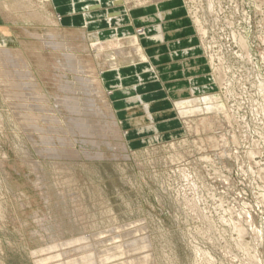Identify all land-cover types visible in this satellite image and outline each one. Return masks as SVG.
<instances>
[{
    "label": "rangeland",
    "instance_id": "rangeland-1",
    "mask_svg": "<svg viewBox=\"0 0 264 264\" xmlns=\"http://www.w3.org/2000/svg\"><path fill=\"white\" fill-rule=\"evenodd\" d=\"M180 1L183 9L174 0H122L128 12L144 10L140 17L165 4L172 16L186 10L178 20H189L183 39L192 43L176 37L173 45L197 41L207 69L200 87L210 90L195 96H218L231 119L217 112L219 124L205 132L178 115L152 121L157 134L129 123L145 106L158 115L173 103L168 92L157 102L145 96L143 81L155 79L160 61L141 39L149 42L145 29L157 21L138 26L143 38L134 33L146 61H120L133 65L124 75L136 87L120 106L103 78H114L105 53L127 48L128 36L96 41L93 30L63 26L81 13H70V0H0V264H100V250L136 244L106 264H264V0ZM154 84L150 99L163 95ZM213 113L188 121L198 127ZM98 240L107 241L101 249Z\"/></svg>",
    "mask_w": 264,
    "mask_h": 264
},
{
    "label": "bare ground",
    "instance_id": "bare-ground-1",
    "mask_svg": "<svg viewBox=\"0 0 264 264\" xmlns=\"http://www.w3.org/2000/svg\"><path fill=\"white\" fill-rule=\"evenodd\" d=\"M125 1V0H124ZM130 2V1H129ZM128 2V3H129ZM70 3H68V7H69V11L70 13L74 14V12L77 11V3L82 4V8H80L81 13L78 16H71L69 18H71V20H69V22H71V24L75 21H77L80 25H84V26H88L89 28L93 27V32H94V40L99 41L100 39H104L106 37H110V38H116V37H120V36H125V37H129L128 39H124L125 41L128 40V46L127 48L123 47L121 45V43L118 44V47H114L112 48L110 51L105 53V58L108 61L109 64V70H111L110 72L114 75V79H122L124 76L120 73V61L121 60H131L133 61V55H135L136 57H138V59L140 60V62H145L146 61V54L144 49L141 47V45H139L136 42V36L134 34H129L130 31L127 28H122L121 25L123 24V22L127 21V16L125 12H128L129 9H126L123 5L124 3L122 2V0H70ZM108 5L106 7V10H102V5ZM120 4V5H119ZM133 4V3H132ZM150 4V3H149ZM153 4V3H152ZM156 4V3H155ZM9 5V4H8ZM147 5V4H146ZM27 6V5H25ZM145 6V5H144ZM19 7V6H18ZM24 7V6H23ZM137 7V6H135ZM141 7V6H140ZM21 8V7H20ZM29 8V7H28ZM162 7H159L156 11L155 14L153 15H145L142 17H139V22L141 24H143V27H148L149 23L153 22V21H158V20H163L167 17L172 16V14L174 12L170 11V10H162ZM8 9V8H7ZM33 9V8H32ZM139 9V8H138ZM88 10H92L95 13H92L94 16V19L90 22L88 20V15L89 13L87 12ZM98 10V11H97ZM168 11V12H167ZM11 12V11H10ZM98 12V13H97ZM39 16V15H38ZM35 17V15H34ZM197 19V18H196ZM198 21V20H197ZM196 21V23H197ZM200 21V20H199ZM57 23V22H56ZM200 23V22H199ZM54 24V23H53ZM174 26H170L167 23L164 24H159L158 26H155V28L153 27L151 30L150 28H146L144 27V29L146 30L145 33L149 36V42L148 40L144 39L143 41H145V43H156V42H163L167 37L169 38H176L177 36H179V34L183 33L184 30L182 29V24L181 23H174ZM106 26V30L104 29L101 30L99 29V26ZM201 25V24H200ZM121 27V28H120ZM152 27V26H151ZM201 28H203L201 26ZM108 29V30H107ZM82 30V29H81ZM85 30V29H84ZM101 30V31H100ZM149 30V31H148ZM205 31V30H204ZM80 32V31H78ZM154 32V33H153ZM86 31H81V36L83 38L84 41L89 40V36L85 35ZM144 33V30H137L136 34L140 35L142 38L144 36H146V34ZM134 35V36H133ZM204 35V34H203ZM54 38V37H53ZM242 38V37H241ZM93 39V38H92ZM118 39V38H116ZM114 39V41L116 40ZM244 40V39H243ZM241 40V44L242 45H246L245 42ZM54 41V40H52ZM113 41V42H114ZM121 41V40H120ZM55 42V41H54ZM119 42V41H117ZM122 42V41H121ZM247 42V40H246ZM57 43V42H56ZM111 43V42H110ZM190 43H192V41L190 40ZM173 45V43H172ZM171 45V46H172ZM191 45V44H189ZM248 46V45H247ZM174 47V46H173ZM189 47V46H188ZM199 47L198 46H191L189 48H184L183 50H177V49H173L174 53L171 52L170 57L172 56V54L174 55H180L182 53V56H186V54L192 53V52H196V50H198ZM249 50V49H248ZM101 52V51H99ZM151 57H153V60L156 61H161V49L159 47L154 48L152 50V52L150 53ZM71 56V55H70ZM72 59V57H70ZM173 58V57H172ZM69 60V58L67 59ZM9 61V59H8ZM70 61V60H69ZM72 61V60H71ZM65 63V62H64ZM128 63V62H127ZM201 62H195L194 65H191L190 62H185V64L187 65V72L188 73H193V75H191V79L188 80L187 83L183 84V85H178V84H174V86L169 87V93L171 94V99L170 100L172 103V106L168 107L165 111L157 114H151L149 112V107L145 106L143 108V110L146 112L145 114H142L139 117H137L136 115L132 116L133 114H137L136 112H133L130 114V112H128V114H130L131 118L129 119V123L132 125H136L137 132H145V131H154L155 133L157 132V127L152 124L151 122L154 121L157 118H162L164 116L168 117L170 115H174V117L176 115H178V118L182 120V122H185L186 125H188L187 128L190 129L191 132H196L198 133L199 131H203L208 129V127H213L215 125V123L217 124L219 122L218 120V116L215 114L217 112H221V114L223 116H225L227 118V121L230 123L231 119L229 116V113L227 112V109L220 104V99L218 96L216 95H201L200 98H197L195 96V93L197 91L201 92V91H205L208 90L210 87H200L197 84L202 81L203 79H201L200 77H197L198 72H200L201 70H203V66L202 64H200ZM71 64V63H70ZM135 64V63H134ZM137 64V62H136ZM63 65V64H62ZM80 65V64H78ZM151 65V64H150ZM66 65L64 64V67ZM214 66V65H212ZM74 67V66H73ZM76 68V67H75ZM27 69V68H26ZM218 69V68H216ZM77 70L79 71V73H82L84 70L81 67H77ZM171 66L165 67L163 72H166V76L168 78H171V76H173L174 74L171 73ZM217 71V70H216ZM221 71V70H220ZM25 72V71H24ZM29 73V70H28ZM78 73V72H77ZM185 73V72H184ZM124 74V73H123ZM214 74V73H213ZM222 74V73H221ZM30 75V73H29ZM216 75V74H214ZM218 75L220 76V74L218 73ZM80 76V75H79ZM83 76V75H82ZM217 76V75H216ZM73 77V76H72ZM87 77V76H86ZM127 77V76H126ZM78 78V77H77ZM83 78V77H82ZM86 79V78H85ZM130 79V78H128ZM140 79V78H139ZM211 79V78H210ZM215 79V78H213ZM220 79V78H218ZM224 79V78H223ZM124 81H127V79H122ZM222 79H220L221 81ZM10 81V80H9ZM76 81V80H75ZM88 81H92L89 80ZM196 81V83H195ZM209 82H213L212 79L208 80ZM216 81V80H214ZM78 82V81H77ZM83 82V81H82ZM218 82V81H217ZM84 83V82H83ZM210 83V84H211ZM214 83V82H213ZM25 84V83H24ZM79 84V83H78ZM77 84V85H78ZM122 84V83H121ZM120 84V85H121ZM194 84L196 86H194ZM119 85V86H120ZM192 85V86H191ZM212 85V84H211ZM216 85V84H215ZM80 86V85H79ZM118 86V87H119ZM198 86V87H197ZM84 87V86H83ZM115 87V86H114ZM93 88V87H92ZM83 89V88H82ZM86 89V87L84 88ZM75 90V89H74ZM80 89L78 88V91ZM210 90V89H209ZM77 91V92H78ZM80 92V91H79ZM91 92V91H90ZM28 93V92H27ZM203 93V92H202ZM22 94V93H21ZM188 97H192L191 99L188 100H184L182 96H187ZM82 96V95H81ZM42 97V96H41ZM71 99V98H70ZM73 100V99H72ZM71 100V101H72ZM75 100V99H74ZM94 100V99H93ZM65 101V100H64ZM69 102V101H68ZM79 103V102H78ZM222 103V102H221ZM35 104V103H34ZM73 104V102H72ZM28 105V104H27ZM66 105H68L66 103ZM65 105V106H66ZM74 106V105H73ZM81 106V105H80ZM79 106V107H80ZM68 107V106H67ZM78 107V106H77ZM41 108V107H40ZM69 108V107H68ZM58 109V108H57ZM70 109V108H69ZM68 109V110H69ZM81 109V108H80ZM79 109V111H80ZM71 110V109H70ZM73 110V109H72ZM178 110V112H177ZM78 111V110H77ZM83 111V110H82ZM81 111V112H82ZM101 111V110H100ZM141 111V109H140ZM80 112V113H81ZM138 112V111H137ZM142 112V111H141ZM214 112V113H213ZM71 113V111H70ZM78 113V114H80ZM180 115H179V114ZM200 113H213L214 116H202L200 118V122L199 126L194 127L192 126V122L188 121V118H190L193 115L196 114H200ZM26 115V114H25ZM77 115V114H76ZM219 115V114H218ZM35 116V115H34ZM48 116V115H47ZM52 116V115H51ZM75 116V114H74ZM80 116V115H79ZM105 116V115H104ZM54 117V116H53ZM58 117V116H57ZM82 117H87V116H82ZM224 117V118H225ZM75 118V117H74ZM77 118V117H76ZM83 119V118H82ZM80 119V120H82ZM186 119V120H185ZM220 119V118H219ZM54 120V119H53ZM80 120H77V123L80 122ZM86 120V119H85ZM74 120H72L73 122ZM84 121V120H83ZM98 121V120H97ZM177 121V120H176ZM85 122V121H84ZM222 122V121H221ZM76 123V122H74ZM151 123V124H148ZM88 124V123H87ZM194 124V123H193ZM198 124V123H197ZM219 124V123H218ZM57 125V124H56ZM195 125V124H194ZM96 127V126H95ZM88 128V127H87ZM36 129V128H35ZM77 129V128H76ZM84 129V128H83ZM81 128V131L83 130ZM86 130V129H85ZM89 130V129H88ZM92 130V129H91ZM93 131V130H92ZM202 132V133H203ZM222 132V131H221ZM75 133V132H74ZM88 134V133H87ZM157 134V133H156ZM56 135V134H55ZM229 135V134H228ZM238 137V136H237ZM161 138V136H156V139ZM155 139V138H154ZM223 140V139H222ZM229 144V143H228ZM226 145V144H225ZM199 149V148H198ZM251 151V150H250ZM238 152V151H237ZM254 152V151H253ZM250 153V152H249ZM2 165V164H1ZM246 174V173H245ZM194 213V212H193ZM139 232V231H138ZM241 233V232H240ZM100 234V233H99ZM97 235V234H96ZM101 235V234H100ZM98 235V236H100ZM94 237V236H93ZM102 238V237H101ZM95 239V238H94ZM98 239V238H96ZM110 241V240H109ZM107 241H101L98 243L94 244L97 245L98 248L103 247L104 244ZM111 242V241H110ZM109 243V242H108ZM92 244V245H93ZM115 244V243H114ZM110 246V245H109ZM107 246V247H109ZM60 246H55V248H59ZM92 247V246H91ZM95 247V246H94ZM138 245L136 244L133 245H118V246H112L103 250H98L99 251V255H98V262L100 264H106L108 260H114L116 258H118V256L120 255H126L132 251H136L139 249ZM137 248V249H136ZM101 249V248H100ZM121 249V252H118ZM141 249V248H140ZM95 250V249H94ZM261 255V254H260ZM89 256V255H88ZM96 257V256H94ZM82 257L77 258V261H84ZM136 259L132 257V259L130 258V260L125 261L124 264H136ZM79 262V263H80ZM94 263H96V261H94ZM111 264V263H110ZM139 264V263H137ZM250 264V263H249Z\"/></svg>",
    "mask_w": 264,
    "mask_h": 264
},
{
    "label": "crops",
    "instance_id": "crops-1",
    "mask_svg": "<svg viewBox=\"0 0 264 264\" xmlns=\"http://www.w3.org/2000/svg\"><path fill=\"white\" fill-rule=\"evenodd\" d=\"M175 2H178V6H180L181 8L183 7V5L181 4V1L180 0H174ZM67 3V2H66ZM165 3V2H164ZM167 3V2H166ZM69 4H71L70 2H69ZM56 5V4H55ZM55 5L52 3V7L54 8V10L56 11V13L57 14H59V13H61V14H64L63 12H61L62 10H57L56 9V7L57 6H59V5H57L56 7H55ZM120 5V4H119ZM106 6H108V5H102V10H106V8H108V7H106ZM169 5L167 4V6H166V4L165 5H163L162 6V10L163 9H166V7H168ZM64 8V7H63ZM77 8H82V6L78 3V7ZM184 8V7H183ZM182 8V9H183ZM98 11V10H97ZM165 11V10H164ZM88 13H89V15H88V20L91 22L93 19H94V15L92 14V13H95L94 11H92V10H88L87 11ZM185 12H186V10L184 9V11H181L180 13H178L177 15H175V16H172V17H167V18H165V19H163V20H158L157 22L158 23H156L157 25L158 24H164V23H170L171 21H174V20H176V21H179V20H185V21H187L188 23L187 24H185L187 27L189 26L190 27V30L189 31H187V32H183L182 34H180L179 36H177V39H178V41L179 42H184V41H188V40H190V39H193V38H188V39H183V35L185 36V35H188V34H190L191 32H192V26H191V24L189 23V20H187V19H179L178 20V18L180 17L181 18V16L183 17V15L185 14ZM98 13V12H97ZM125 13H127L126 14V16L128 17L127 18V21H125V22H123V24L121 25V27L122 28H127V29H129V31H130V33L129 34H134V33H136V29L138 28V26L139 27H143V24H141L140 22H139V17L141 16V15H143V14H145V12H144V10H140V9H137V10H130L129 12H125ZM148 13H150V14H152V13H154V11H149L148 10ZM65 14H67V13H65ZM185 16V15H184ZM68 17V14L67 15H62V18H67ZM67 19H69V20H71V18H67ZM153 22H156V21H153ZM66 23L67 24H65V23H63L62 25L63 26H67V27H71V28H76V29H82V30H89V31H92V30H94L93 29V27L91 28H89L88 26H84V25H80V24H78V25H74V26H72L71 25V22H69V21H66ZM149 25H151V26H154L152 23H149ZM99 26V25H98ZM120 27V28H121ZM106 28V26H99V29H101V30H103L104 31V29ZM100 30V31H101ZM106 30V29H105ZM108 30V29H107ZM88 33H91V32H88ZM175 38V37H174ZM185 38V37H184ZM195 40V39H194ZM177 42V41H176ZM172 43H175V42H173V39L172 38H169V37H167L163 42H156V43H145L142 39H141V44L146 48V50L148 51V50H150V49H154V48H157V47H160L161 48V52L162 51H164L163 52V54H165V55H163V58L161 59V61L159 62V63H153V66L155 67V69L156 70H158V71H156V76H153V77H155V79L153 78V80L152 79H148L149 77H147V79H144V81H143V83L145 84V88L147 87V89H146V91H148L149 93H147V94H149V95H151V91L153 90V89H155V85L156 84H154V82H156V83H159L160 85H161V87L164 89V91H163V95H160V96H158V97H156V98H154V99H150V97H149V95H145L146 96V98H148L147 99V102H157L156 100L158 99V98H160V97H163L164 95H165V93L166 92H168V94H169V97H170V99H171V94L169 93V90H168V85H169V83L171 82V81H173V80H180L181 82L182 81H186L187 79H189V77H191V75L192 74H189L188 72H187V65L185 64V62H190V64L191 65H194L195 64V62H201L200 64H204V61L201 59V57H200V55H198L197 53L199 52V49L198 50H196V52H192V53H189V54H186V56H182V53L180 54V55H174V54H172V56L170 57V54H171V52H173V49H175L176 47H180V49H183V48H185V45H183L182 43L180 44V43H177V45L178 46H176V44L175 45H172ZM195 44L198 46V44H197V41H195ZM172 45V46H171ZM180 45V46H179ZM174 46V47H173ZM187 48H189L188 46H186ZM191 47V46H190ZM199 47V46H198ZM148 53V55H149V52H147ZM174 53V52H173ZM169 55V56H168ZM173 57V58H172ZM151 60V59H150ZM136 65H138V64H136ZM179 65V66H178ZM168 66H171V73L172 74H174L173 76H171V78H167V77H165L166 75L164 74V73H166V72H162L161 73V69H164V67H168ZM126 67V66H125ZM124 66L123 67H121L120 68V73L124 76L122 79H125L126 78V76L124 75V74H126V73H130L131 72V70H132V68H133V65L132 66H128V67H126L125 68ZM207 71V69H205V70H203V71H200V72H198V74L197 75H199L200 77H202V79L204 78V76H203V73L204 72H206ZM185 72V73H184ZM108 73H109V71L108 72H106V73H104L103 74V78H104V81L106 82V84L107 85H109V87H114L115 88V90H114V92H113V95H114V98H116V99H118L117 100V102L118 101H120V106H122V105H124L125 104V106L127 105L125 102H122V100L127 96V95H129V93H131V92H134V91H136L135 89H136V87L133 85V84H131V83H127L126 81H123L122 79H114V78H112L111 76H109L108 75ZM124 73V74H123ZM153 75H154V72H153ZM165 75V76H164ZM159 79H161L162 80V82H167L166 84H163L162 82L160 83L159 82ZM171 79V80H170ZM173 79V80H172ZM113 84H112V83ZM122 83V84H121ZM206 83V81H200L197 85L198 86H201V85H203V84H205ZM122 85V88L121 89H119L118 88V86L119 85ZM143 84V85H144ZM192 86V85H191ZM194 86H196L195 84H194ZM137 87H138V90L140 91V90H143V86L141 85V84H137ZM113 88V89H114ZM148 89H151V90H148ZM141 92V91H140ZM152 92H154V91H152ZM188 96V95H187ZM183 97V96H182ZM172 100V99H171ZM118 104V103H117ZM165 123V122H164ZM174 123H176V122H174ZM164 125V124H163ZM162 126V125H161ZM160 126V127H161ZM163 127V126H162ZM163 128H165V127H163Z\"/></svg>",
    "mask_w": 264,
    "mask_h": 264
}]
</instances>
